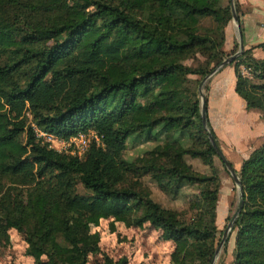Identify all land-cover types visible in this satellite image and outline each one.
Listing matches in <instances>:
<instances>
[{"label":"trees","instance_id":"obj_1","mask_svg":"<svg viewBox=\"0 0 264 264\" xmlns=\"http://www.w3.org/2000/svg\"><path fill=\"white\" fill-rule=\"evenodd\" d=\"M234 7L241 25L244 12ZM231 20L230 0H0V243L13 229L34 264H88L91 255L127 264L103 254L90 230L114 219L161 231L174 245L171 264H210L221 235L220 180L184 157L223 165L203 128L197 87L237 51V42L224 48ZM255 48L264 52V42L230 66L235 93L264 125V59L252 56ZM204 104L221 151L206 95ZM35 129L63 140L95 132L100 145L71 156ZM131 135L165 143L127 161ZM229 164L241 201L232 264H264V141L238 170ZM144 175L171 192L199 187L193 218L182 221L130 181Z\"/></svg>","mask_w":264,"mask_h":264},{"label":"rangeland","instance_id":"obj_2","mask_svg":"<svg viewBox=\"0 0 264 264\" xmlns=\"http://www.w3.org/2000/svg\"><path fill=\"white\" fill-rule=\"evenodd\" d=\"M213 75V73H210L204 77L207 78L202 87L204 98L206 86ZM198 99L200 106L199 94ZM215 104L216 106L220 105V101L215 99ZM164 138L145 140L144 136L131 135L127 141L124 158L127 161H138L144 157L150 158L148 154L159 146H162L165 143ZM184 160L195 172L201 175H211L215 172L219 177L220 193L216 211V226L221 233V235L219 234V238L221 239L223 232L237 211L240 199L239 189L218 158H214L213 170L199 159L185 156ZM130 181L132 183H139L144 190L149 192L154 202L166 209L175 211L182 221L187 222L193 218L194 211L191 207L194 208L195 199L199 194V187H181L177 192L162 190L151 175H144L138 179L131 178ZM76 190L80 194L86 193L81 185L76 186ZM233 227L216 257L214 252V258L210 264L233 263L235 238ZM90 230L91 233H97L101 252L114 261L124 258L127 264H171L170 255L174 249L173 243L165 241L162 238L161 231L154 229L147 223L137 226L117 222L114 219H105L101 220L96 226H91ZM219 242L220 240L217 247ZM25 250L26 244L23 237L13 229L8 230L5 238L0 243V264H34L33 259L26 256ZM100 260V256L91 255L89 256L88 264H98Z\"/></svg>","mask_w":264,"mask_h":264},{"label":"crops","instance_id":"obj_3","mask_svg":"<svg viewBox=\"0 0 264 264\" xmlns=\"http://www.w3.org/2000/svg\"><path fill=\"white\" fill-rule=\"evenodd\" d=\"M235 1L244 12L240 16V28L244 50H249L264 42V0ZM237 41L236 28L231 22L225 28V50L230 51ZM252 56L263 60L264 52L255 48ZM235 82L234 69L227 65L210 78L206 96L208 120L220 143L221 153L238 170L249 153L262 145L264 125L259 113L245 109L244 102L235 93ZM215 99L220 105L216 106Z\"/></svg>","mask_w":264,"mask_h":264},{"label":"water","instance_id":"obj_4","mask_svg":"<svg viewBox=\"0 0 264 264\" xmlns=\"http://www.w3.org/2000/svg\"><path fill=\"white\" fill-rule=\"evenodd\" d=\"M230 10H231V14H232V22L235 25L236 28V33H237V38H238V46H239V50L232 56H229L227 58H225L221 64L215 69L213 70L211 73H216L218 70L226 67L227 65H230L237 57H239L243 52H244V45H243V37H242V32H241V28L238 22V17L235 11V7H234V0H230ZM207 78H204L198 87V94L200 96V115H201V120H202V125L204 127V129L207 132L208 135V139L210 141V143L212 144L213 148L216 151V154L218 155V157L220 158V160L222 161L223 165L225 166L226 170L228 171V173L230 174V176L232 177L234 183L236 184V186L239 189L240 192V188H239V178L237 176V174L235 173V171L232 169L231 165L229 164V162L226 160V158L224 157V155L221 153V151L218 149V147L216 146L208 128L206 125V117H205V109H204V92L202 90V87L204 85V83L206 82ZM241 208V201L239 204V207L234 215V217L230 220L229 224L227 225L226 230L223 232L219 245L215 250V257L218 255L221 247L223 246V244L225 243L227 237H228V233L231 231L232 227L234 226L235 220L239 214Z\"/></svg>","mask_w":264,"mask_h":264},{"label":"built area","instance_id":"obj_5","mask_svg":"<svg viewBox=\"0 0 264 264\" xmlns=\"http://www.w3.org/2000/svg\"><path fill=\"white\" fill-rule=\"evenodd\" d=\"M242 75L246 76L247 71L242 68ZM38 137H42L51 149L57 152L68 153L71 156L81 157L87 152L91 144L100 145V138L95 132L79 133L70 139L63 140L47 135L46 133L39 132L35 129Z\"/></svg>","mask_w":264,"mask_h":264}]
</instances>
